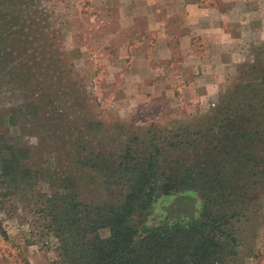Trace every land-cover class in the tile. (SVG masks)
Instances as JSON below:
<instances>
[{
	"label": "rangeland",
	"instance_id": "rangeland-1",
	"mask_svg": "<svg viewBox=\"0 0 264 264\" xmlns=\"http://www.w3.org/2000/svg\"><path fill=\"white\" fill-rule=\"evenodd\" d=\"M125 2L0 0V135L14 147L32 151L31 165H39L35 189L41 194L75 190L83 202L103 203L108 197L97 175L77 162L75 141L97 148L124 144L133 135L144 139L149 129L195 128L230 92L251 98L249 91L263 90L264 46H258L231 67L228 78L215 79L213 68L204 73L199 68L198 108L189 112L185 107L191 94L182 92L193 89L188 83L193 78H185L175 62L170 70L176 77L166 73L162 79L154 75L156 61L125 57V33L117 31L126 26L119 12ZM212 82L221 83L220 89L204 93ZM168 88L175 92L166 93ZM186 112L193 121L177 126ZM251 197L248 212L253 214L247 217L258 218L261 225L257 235L249 231L253 253L242 264H264V185ZM177 200L160 198L134 223L141 230L198 216L199 202L177 207ZM27 204L0 184V264H59L57 240Z\"/></svg>",
	"mask_w": 264,
	"mask_h": 264
},
{
	"label": "trees",
	"instance_id": "trees-1",
	"mask_svg": "<svg viewBox=\"0 0 264 264\" xmlns=\"http://www.w3.org/2000/svg\"><path fill=\"white\" fill-rule=\"evenodd\" d=\"M262 89L249 91L251 98L230 92L195 128L149 129L144 139L97 148L75 141L77 162L97 175L108 197L103 203L83 202L75 190L36 191L32 151L2 135L0 184L43 221L57 240L59 264H242L253 253L249 231L257 235L261 225L247 216L251 196L264 185ZM171 196H178L177 207L199 202L198 216L138 229L134 219Z\"/></svg>",
	"mask_w": 264,
	"mask_h": 264
},
{
	"label": "crops",
	"instance_id": "crops-1",
	"mask_svg": "<svg viewBox=\"0 0 264 264\" xmlns=\"http://www.w3.org/2000/svg\"><path fill=\"white\" fill-rule=\"evenodd\" d=\"M119 12L126 20L125 27L117 28L125 33L121 43L125 57H133V62L139 57L156 61L154 75L162 79L166 73L176 77L170 70L172 62L185 78H193V82L188 80L193 89L191 86L182 92L191 94L185 107L189 112L196 113L198 108L200 70L204 73L213 68L215 79L228 78L232 66L243 57H251L248 53L255 47L264 46V0H126ZM220 85L208 83L203 92H216ZM173 92L174 88L166 90L168 94ZM181 117L177 126L194 118L187 112Z\"/></svg>",
	"mask_w": 264,
	"mask_h": 264
}]
</instances>
